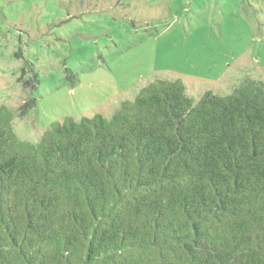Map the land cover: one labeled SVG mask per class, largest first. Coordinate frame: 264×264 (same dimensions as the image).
<instances>
[{"label": "trees", "instance_id": "trees-1", "mask_svg": "<svg viewBox=\"0 0 264 264\" xmlns=\"http://www.w3.org/2000/svg\"><path fill=\"white\" fill-rule=\"evenodd\" d=\"M0 105V264H264V82L157 78L21 139Z\"/></svg>", "mask_w": 264, "mask_h": 264}, {"label": "rangeland", "instance_id": "rangeland-1", "mask_svg": "<svg viewBox=\"0 0 264 264\" xmlns=\"http://www.w3.org/2000/svg\"><path fill=\"white\" fill-rule=\"evenodd\" d=\"M248 76L264 82V0H0V105L23 140L157 78L197 102Z\"/></svg>", "mask_w": 264, "mask_h": 264}]
</instances>
